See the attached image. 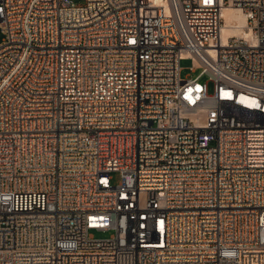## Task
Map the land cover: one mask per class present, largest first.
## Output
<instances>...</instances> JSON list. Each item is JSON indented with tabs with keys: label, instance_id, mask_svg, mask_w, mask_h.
Wrapping results in <instances>:
<instances>
[{
	"label": "built area",
	"instance_id": "2783aa9c",
	"mask_svg": "<svg viewBox=\"0 0 264 264\" xmlns=\"http://www.w3.org/2000/svg\"><path fill=\"white\" fill-rule=\"evenodd\" d=\"M0 264H264V0H0Z\"/></svg>",
	"mask_w": 264,
	"mask_h": 264
},
{
	"label": "rangeland",
	"instance_id": "374dc122",
	"mask_svg": "<svg viewBox=\"0 0 264 264\" xmlns=\"http://www.w3.org/2000/svg\"><path fill=\"white\" fill-rule=\"evenodd\" d=\"M78 3H83L85 0H75ZM194 65V61L192 58H184L181 60V66H182V77L183 78H194L196 77L200 72L201 69L197 68L196 70H192L191 67ZM200 81L203 83L208 82L209 90L210 92L214 89V83L209 80V76L207 74H203L200 77ZM112 181L114 184H119L121 181V173L119 171L112 172ZM90 233L94 235L96 238L104 239L108 238L113 235L114 230L108 229V230H91Z\"/></svg>",
	"mask_w": 264,
	"mask_h": 264
},
{
	"label": "bare ground",
	"instance_id": "6f19581e",
	"mask_svg": "<svg viewBox=\"0 0 264 264\" xmlns=\"http://www.w3.org/2000/svg\"><path fill=\"white\" fill-rule=\"evenodd\" d=\"M224 16L227 20V26L224 27V38L226 39L227 34H244L246 33L245 28V16L240 12L238 8L227 7L224 10Z\"/></svg>",
	"mask_w": 264,
	"mask_h": 264
}]
</instances>
